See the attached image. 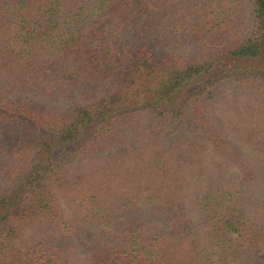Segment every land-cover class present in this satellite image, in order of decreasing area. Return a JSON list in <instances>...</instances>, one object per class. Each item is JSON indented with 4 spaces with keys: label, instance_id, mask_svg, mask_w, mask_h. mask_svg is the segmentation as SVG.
Instances as JSON below:
<instances>
[{
    "label": "trees",
    "instance_id": "obj_1",
    "mask_svg": "<svg viewBox=\"0 0 264 264\" xmlns=\"http://www.w3.org/2000/svg\"><path fill=\"white\" fill-rule=\"evenodd\" d=\"M115 261L264 264V0H0V264Z\"/></svg>",
    "mask_w": 264,
    "mask_h": 264
},
{
    "label": "rangeland",
    "instance_id": "obj_2",
    "mask_svg": "<svg viewBox=\"0 0 264 264\" xmlns=\"http://www.w3.org/2000/svg\"><path fill=\"white\" fill-rule=\"evenodd\" d=\"M138 4H141L143 1L145 0H135ZM149 8L151 10H154V8L150 5ZM208 110L211 111V106L210 103L208 104ZM213 120H215L217 122V124L219 125V127H223V124L220 123L219 118L213 114ZM130 133V132H129ZM197 134L198 131L196 129V125L193 121L191 120H187L184 121L181 125L179 126H173L171 127V129L169 130V132H167L166 134L162 135L161 138L167 139V140H194V141H198L199 139H197ZM65 213L66 215L70 218L71 217V213L70 211L67 209V207H64ZM239 245L245 250V252L247 253L246 258L250 255L253 258H257L260 257L262 254V250H263V244H252V243H248V242H244L241 241L239 242ZM248 260V258H247ZM115 264H125L122 263L120 261H115Z\"/></svg>",
    "mask_w": 264,
    "mask_h": 264
}]
</instances>
